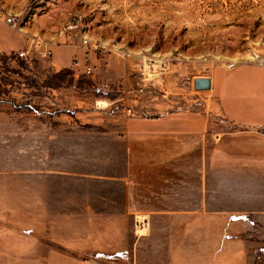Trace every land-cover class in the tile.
<instances>
[{
	"label": "crops",
	"instance_id": "obj_1",
	"mask_svg": "<svg viewBox=\"0 0 264 264\" xmlns=\"http://www.w3.org/2000/svg\"><path fill=\"white\" fill-rule=\"evenodd\" d=\"M25 45L17 28L0 21V53ZM49 49L52 58L63 50L54 70L74 76L81 64L88 71L106 61L71 41ZM66 50L72 65L61 63ZM206 79L211 89L199 92L209 93L231 126L222 135L213 137L207 110L125 113L122 120L109 118L101 133L80 131L78 117L57 119V129L69 127L76 139L97 142L91 150L76 143V155L99 157L98 142L110 141L112 161L99 173L98 163L80 166L59 148L56 166L45 163L43 171L28 173L26 202L0 195V264H264L258 257L260 232L246 224L249 212L223 208L251 206L264 220V65L217 66ZM179 157L195 158L200 173L183 202ZM195 166L184 170L193 175ZM137 214L152 221L143 238L132 228Z\"/></svg>",
	"mask_w": 264,
	"mask_h": 264
},
{
	"label": "rangeland",
	"instance_id": "obj_2",
	"mask_svg": "<svg viewBox=\"0 0 264 264\" xmlns=\"http://www.w3.org/2000/svg\"><path fill=\"white\" fill-rule=\"evenodd\" d=\"M0 16L17 18V29L33 51L60 40L82 45L86 39L85 48L106 60L89 67L91 72L81 64L77 76L54 70L53 60L63 50L54 51L50 60L35 55L31 65L11 66L7 84L12 87L0 99V186L10 188L0 195L21 202H26L28 173L43 171L45 163L56 166L59 148L65 159H77L80 166L98 163L99 173L112 161L110 141L98 142L99 157L76 155V143L91 150L97 142L76 139L68 134L69 127L57 129V119L78 117L80 131L101 133L109 118L122 120L129 109L135 114L207 110L213 137L222 135L231 126L210 95L195 90V80L206 79L217 66L264 60V0H0ZM38 40L42 48L36 47ZM71 57L66 50L61 63L72 65ZM194 159L177 161L181 202L187 200L188 186L200 181ZM187 164H194L193 175L184 170ZM223 208L249 212L246 224L260 232L258 257L264 261V220L257 219L251 206Z\"/></svg>",
	"mask_w": 264,
	"mask_h": 264
},
{
	"label": "built area",
	"instance_id": "obj_3",
	"mask_svg": "<svg viewBox=\"0 0 264 264\" xmlns=\"http://www.w3.org/2000/svg\"><path fill=\"white\" fill-rule=\"evenodd\" d=\"M0 21L17 28V18L15 16H0ZM89 42L86 39L82 40V46L88 47ZM37 48H42V42H36ZM37 53V54H35ZM35 55H38L39 59H51L52 54L49 49V46H46L45 50L39 52L37 50L33 51L28 46L25 45L24 49L19 52H8V53H0V99L5 96V89L12 87V85L7 84L12 75L11 66L13 64H27L31 65L37 59ZM259 65H264V60L257 59L256 61ZM94 69L88 68V71L91 72ZM128 115H135L133 110H127ZM264 135V130H263ZM219 139V136L216 138ZM150 230V219L148 216L144 214H137L134 216V235L136 238L146 237Z\"/></svg>",
	"mask_w": 264,
	"mask_h": 264
},
{
	"label": "water",
	"instance_id": "obj_4",
	"mask_svg": "<svg viewBox=\"0 0 264 264\" xmlns=\"http://www.w3.org/2000/svg\"><path fill=\"white\" fill-rule=\"evenodd\" d=\"M211 89L209 79H197L195 80V90L197 91H208Z\"/></svg>",
	"mask_w": 264,
	"mask_h": 264
},
{
	"label": "bare ground",
	"instance_id": "obj_5",
	"mask_svg": "<svg viewBox=\"0 0 264 264\" xmlns=\"http://www.w3.org/2000/svg\"><path fill=\"white\" fill-rule=\"evenodd\" d=\"M204 94H206V95H208L209 93H207V92H203Z\"/></svg>",
	"mask_w": 264,
	"mask_h": 264
}]
</instances>
